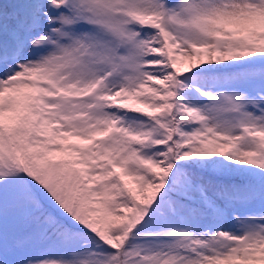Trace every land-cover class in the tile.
<instances>
[{
    "label": "snow or ice",
    "instance_id": "6c2138e0",
    "mask_svg": "<svg viewBox=\"0 0 264 264\" xmlns=\"http://www.w3.org/2000/svg\"><path fill=\"white\" fill-rule=\"evenodd\" d=\"M0 264H264V0H0Z\"/></svg>",
    "mask_w": 264,
    "mask_h": 264
}]
</instances>
